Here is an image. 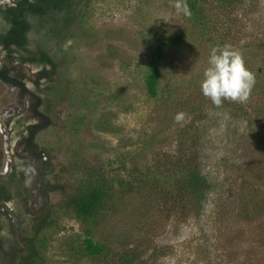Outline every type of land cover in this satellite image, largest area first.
Instances as JSON below:
<instances>
[{"label": "rangeland", "instance_id": "374dc122", "mask_svg": "<svg viewBox=\"0 0 264 264\" xmlns=\"http://www.w3.org/2000/svg\"><path fill=\"white\" fill-rule=\"evenodd\" d=\"M184 2L0 0V264L23 254L42 181L56 206L55 184L94 169L116 196L88 226L59 214L40 238L45 264H120L114 256L138 245L134 264H264V214L239 213L264 197V0H186L191 16L175 6ZM218 45L255 75L244 103L217 107L202 94ZM180 153L210 183L185 218L165 198ZM90 233L112 251L104 259L86 254Z\"/></svg>", "mask_w": 264, "mask_h": 264}, {"label": "trees", "instance_id": "16d2710c", "mask_svg": "<svg viewBox=\"0 0 264 264\" xmlns=\"http://www.w3.org/2000/svg\"><path fill=\"white\" fill-rule=\"evenodd\" d=\"M190 5L192 10L193 8L195 9L194 4ZM149 56V70L145 78V85L147 92L154 96L161 75V63L164 54L161 49L156 48L150 52ZM171 163L175 164L176 168L173 171L179 174V178L173 180L169 193L165 195V198L173 199L178 206L179 213L185 218L194 210L201 208L206 193L209 191L210 183L206 176L201 173L195 161L189 159L185 154L180 153L173 158ZM90 172L85 181H79L75 184H55L53 188L60 196L56 206L51 205L48 201L49 192L53 189L42 177L44 180L40 184V190L46 198L43 205L35 213L30 233L18 236V241L24 251L14 264H45L44 249L40 238L46 230L55 225L59 214L71 215L84 226L93 223L100 216L117 192L112 183L105 178L101 169H94ZM253 205L251 210H245V208H248L247 205L240 208V216H245L244 218L247 221L252 214H264V197H256ZM90 235L91 233L88 236L89 238L84 241V250L89 257L92 259H104L107 253L112 252L107 250L105 244H97ZM138 248H140L139 245L114 257H118L117 259L121 263L134 264L140 261L143 256L142 252L137 251Z\"/></svg>", "mask_w": 264, "mask_h": 264}, {"label": "clouds", "instance_id": "9594fccd", "mask_svg": "<svg viewBox=\"0 0 264 264\" xmlns=\"http://www.w3.org/2000/svg\"><path fill=\"white\" fill-rule=\"evenodd\" d=\"M185 16H191L186 0L175 5ZM208 67L201 81L202 94L219 107L223 101L244 103L248 100L255 84V75L244 63L242 54L229 46H215L211 49ZM176 122L185 119V113L180 112L174 117Z\"/></svg>", "mask_w": 264, "mask_h": 264}]
</instances>
